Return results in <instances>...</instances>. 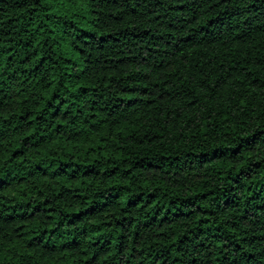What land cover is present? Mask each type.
<instances>
[{
	"label": "trees",
	"instance_id": "16d2710c",
	"mask_svg": "<svg viewBox=\"0 0 264 264\" xmlns=\"http://www.w3.org/2000/svg\"><path fill=\"white\" fill-rule=\"evenodd\" d=\"M0 264H264V0H0Z\"/></svg>",
	"mask_w": 264,
	"mask_h": 264
}]
</instances>
